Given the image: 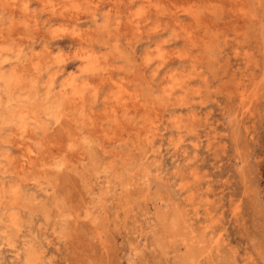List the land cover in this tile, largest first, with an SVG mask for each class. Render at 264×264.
<instances>
[{"label": "rangeland", "instance_id": "rangeland-1", "mask_svg": "<svg viewBox=\"0 0 264 264\" xmlns=\"http://www.w3.org/2000/svg\"><path fill=\"white\" fill-rule=\"evenodd\" d=\"M0 264H264V0H0Z\"/></svg>", "mask_w": 264, "mask_h": 264}, {"label": "bare ground", "instance_id": "bare-ground-1", "mask_svg": "<svg viewBox=\"0 0 264 264\" xmlns=\"http://www.w3.org/2000/svg\"><path fill=\"white\" fill-rule=\"evenodd\" d=\"M25 29V28H24ZM23 62V61H22ZM27 68V67H26ZM72 93V92H71ZM183 97V96H182ZM24 118V117H23ZM27 245V244H26Z\"/></svg>", "mask_w": 264, "mask_h": 264}]
</instances>
